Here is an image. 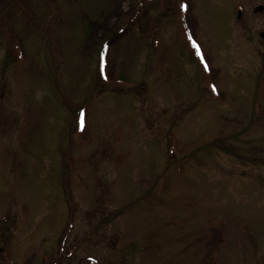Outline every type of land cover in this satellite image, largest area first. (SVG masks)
Here are the masks:
<instances>
[{"label": "rangeland", "instance_id": "374dc122", "mask_svg": "<svg viewBox=\"0 0 264 264\" xmlns=\"http://www.w3.org/2000/svg\"><path fill=\"white\" fill-rule=\"evenodd\" d=\"M262 36L264 0H0V264H264Z\"/></svg>", "mask_w": 264, "mask_h": 264}, {"label": "trees", "instance_id": "16d2710c", "mask_svg": "<svg viewBox=\"0 0 264 264\" xmlns=\"http://www.w3.org/2000/svg\"><path fill=\"white\" fill-rule=\"evenodd\" d=\"M104 49H103V52H100V59L102 60V58H103V55H104Z\"/></svg>", "mask_w": 264, "mask_h": 264}, {"label": "water", "instance_id": "95a60500", "mask_svg": "<svg viewBox=\"0 0 264 264\" xmlns=\"http://www.w3.org/2000/svg\"><path fill=\"white\" fill-rule=\"evenodd\" d=\"M260 11H262L263 10V8L262 7H260V8H258ZM262 37H264V36H262Z\"/></svg>", "mask_w": 264, "mask_h": 264}]
</instances>
